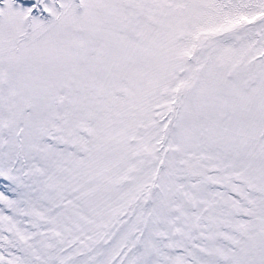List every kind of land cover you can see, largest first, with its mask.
Returning a JSON list of instances; mask_svg holds the SVG:
<instances>
[{"label":"snow or ice","instance_id":"obj_1","mask_svg":"<svg viewBox=\"0 0 264 264\" xmlns=\"http://www.w3.org/2000/svg\"><path fill=\"white\" fill-rule=\"evenodd\" d=\"M0 264H264V0H0Z\"/></svg>","mask_w":264,"mask_h":264}]
</instances>
